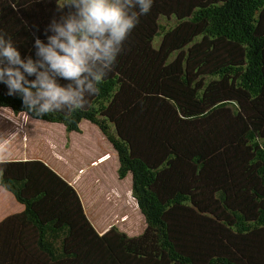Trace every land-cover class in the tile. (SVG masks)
Returning a JSON list of instances; mask_svg holds the SVG:
<instances>
[{"label":"trees","instance_id":"trees-1","mask_svg":"<svg viewBox=\"0 0 264 264\" xmlns=\"http://www.w3.org/2000/svg\"><path fill=\"white\" fill-rule=\"evenodd\" d=\"M82 7L0 0V39L37 68L0 57V114L12 113L0 122V187L24 206L0 221V264H264V0H153L115 59L89 60L78 85L40 48L79 29ZM38 73L77 104L41 114ZM22 115L69 135L71 158L46 142L39 155L12 118ZM120 181L141 228L131 208L116 213Z\"/></svg>","mask_w":264,"mask_h":264},{"label":"clouds","instance_id":"clouds-1","mask_svg":"<svg viewBox=\"0 0 264 264\" xmlns=\"http://www.w3.org/2000/svg\"><path fill=\"white\" fill-rule=\"evenodd\" d=\"M82 3L79 29L68 24L67 29L58 30L61 36L66 37V41L61 42L58 37H51L52 44L56 47L40 48L52 70L66 79L75 80L78 85L84 84L82 74L88 72L89 60L111 62L115 59L119 47L139 22V17L151 10L153 0H82ZM77 31L81 33L79 39L73 35ZM36 43L40 44V41L37 40ZM0 57L19 65L28 74L37 72L31 60L22 61L18 50L11 42L3 39H0ZM8 74V83L12 88L21 89L26 101L33 96L32 91L22 85L24 76L19 68L8 69ZM30 83L33 86L39 85L31 105L43 100L38 109L41 114L51 111L53 105L59 107L61 104H77L78 93L58 84L47 73H38L37 79ZM87 87L92 89L91 84Z\"/></svg>","mask_w":264,"mask_h":264},{"label":"rangeland","instance_id":"rangeland-1","mask_svg":"<svg viewBox=\"0 0 264 264\" xmlns=\"http://www.w3.org/2000/svg\"><path fill=\"white\" fill-rule=\"evenodd\" d=\"M3 118L1 119V124H5L6 120L8 121V118L6 115L11 116L12 113H6L3 112L0 114ZM14 119V121H20V123L22 124L23 127H21V130L27 135V138H29V140H31L30 138H32V141H41L43 144L40 146H44L42 151L40 152L39 155L41 156H45V151H46V143L51 147L52 151L54 152V154L58 157L62 156L64 157L66 160H69L71 158V151L67 150V148H65L66 151H64V144L66 143V147L71 145L72 142V138L69 137L68 135V140H67V135H65L64 133L62 135H60L58 137H56L55 134L51 133V129L48 126L42 125L41 123L38 122H31L30 119L22 116H13L12 117ZM38 123V124H37ZM10 129V126L7 128ZM78 137L80 138V140L82 139V137H80L78 135ZM79 138H75V142H78ZM67 140V141H66ZM46 142V143H45ZM48 148V147H47ZM52 151L50 150L51 153H49V155H52ZM23 154H30L32 155V149L25 151ZM61 157V158H62ZM71 165V162L70 164ZM127 181H120L118 182V186L119 187V191L121 190V194L120 197H118V203H117V214L121 215V214H125L124 212V208L126 209H130L133 211V215L130 216L129 219L131 220V228L133 227L135 229L134 226H138V227H142L141 223H143L142 221L136 222V217L139 215V213H137L136 208V204L135 202L131 199V195H130V190H129V186L126 183ZM126 186L127 188V193H122L124 190V187ZM23 208V206L21 204H19V202L14 198V196L6 191L5 189H3L2 187H0V220H2L4 217H6L7 215L13 213V212H18L21 211Z\"/></svg>","mask_w":264,"mask_h":264},{"label":"crops","instance_id":"crops-1","mask_svg":"<svg viewBox=\"0 0 264 264\" xmlns=\"http://www.w3.org/2000/svg\"><path fill=\"white\" fill-rule=\"evenodd\" d=\"M12 194V193H11ZM13 195V194H12ZM14 196V195H13ZM15 198V197H14ZM20 204V203H19ZM22 205V204H21ZM23 206V205H22ZM23 209H24V206H23V208H22V210L21 211H23ZM21 211H18V212H21ZM13 213H16V212H13ZM13 213H11V214H13ZM10 215V214H9ZM8 216V215H7ZM5 218V217H4ZM1 221V220H0Z\"/></svg>","mask_w":264,"mask_h":264}]
</instances>
